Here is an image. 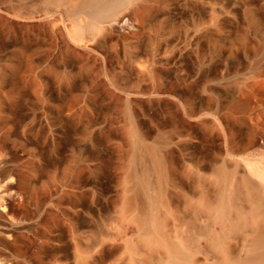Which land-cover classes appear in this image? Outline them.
<instances>
[{"label": "rangeland", "instance_id": "374dc122", "mask_svg": "<svg viewBox=\"0 0 264 264\" xmlns=\"http://www.w3.org/2000/svg\"><path fill=\"white\" fill-rule=\"evenodd\" d=\"M99 1L0 0V215L23 178L29 221L8 222L41 264H167L140 241V200L125 205L154 147L168 232L218 264L220 224L195 202L217 198L222 167L264 182V0Z\"/></svg>", "mask_w": 264, "mask_h": 264}, {"label": "bare ground", "instance_id": "6f19581e", "mask_svg": "<svg viewBox=\"0 0 264 264\" xmlns=\"http://www.w3.org/2000/svg\"><path fill=\"white\" fill-rule=\"evenodd\" d=\"M110 1V0H107ZM114 1V0H113ZM116 2L118 0H115ZM124 1V0H120ZM102 5L106 0H100ZM82 28L75 31L80 38ZM148 165L134 169L133 193L126 199V207H133L139 199L140 212L136 219L142 226L140 241L151 252L165 250L167 264H194L193 251L197 240L194 233L177 238L170 235L162 207L165 204L164 184L167 173L161 154L154 147L147 149ZM146 164V163H145ZM153 173L154 178L151 177ZM27 178L26 173H22ZM131 178V179H132ZM219 191L216 199L206 196L195 204L206 211L213 221L220 224V229H208V244L219 254L218 264H264V182L256 184L250 177H243L236 185L232 183V173L227 168H219L214 175ZM12 194L5 203L6 214L0 215V264H41L45 262L41 249H33L32 244L20 232V225L8 222L15 219L19 223L29 221L27 210L28 195L32 185L20 178L10 181ZM243 199L247 205L240 200ZM251 228V242L247 252L234 255L230 252L226 238L243 228ZM151 255H146L141 264H150Z\"/></svg>", "mask_w": 264, "mask_h": 264}]
</instances>
